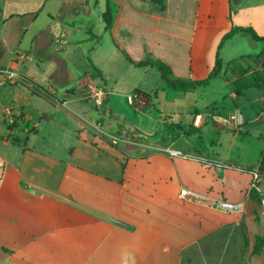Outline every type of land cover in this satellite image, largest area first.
I'll list each match as a JSON object with an SVG mask.
<instances>
[{
  "label": "crops",
  "instance_id": "0c3cea01",
  "mask_svg": "<svg viewBox=\"0 0 264 264\" xmlns=\"http://www.w3.org/2000/svg\"><path fill=\"white\" fill-rule=\"evenodd\" d=\"M64 4L65 36L66 27L76 28L82 16L95 14L98 27L89 20L86 30L94 42L97 65L115 67L116 78L131 70L144 79L143 87L134 88L136 98L129 96L126 101L122 94L109 91L106 78L100 76L96 85L89 73L70 71L64 59L65 70L59 72L54 64L53 77L74 81L67 89L50 81L33 89L26 80L20 102L13 101L3 110L5 117L12 113L22 119L16 127H8L7 137L0 136V264H183L184 254L197 245L202 252L229 246L234 253H245L246 264H264V243L255 252L258 239L264 240V171L260 169L264 156L258 166L223 163L208 156L203 145L193 143L191 130L183 131V142L165 131L146 139L144 134L168 120L156 122V100L164 102L172 91L207 88L212 82L175 90L155 67L135 65L151 56L171 66L173 79L207 78L223 36L233 27L252 26L264 36V0H1L0 69L18 68L32 58V51L45 50L54 39L59 42L52 29ZM240 34L219 51L223 62L219 76H226L239 59H248L258 66L264 81V43L246 49L253 46L240 40ZM105 35L111 46L104 42ZM241 46H245L242 51ZM59 49L63 52L66 47ZM250 74L252 70L247 71ZM156 76L164 88L156 89ZM18 85V81L9 84ZM95 88L107 94L102 106L90 97ZM250 88L231 93L230 114L237 116L231 126L211 119L218 113L202 114L195 106L191 127L202 129L213 121L221 128L241 131L257 120L250 119L253 112L264 119L262 89L251 84ZM156 93L164 96L156 99ZM93 102L99 118L89 112ZM25 103L32 113L25 111ZM256 103L262 104L260 110ZM196 114L206 116L200 127L193 125ZM75 116L84 122L65 121L76 120ZM171 116L167 115L173 124ZM151 120L153 127L148 128ZM174 124L183 130L182 122ZM52 125L59 128L57 132L50 130ZM134 132L135 138L127 135ZM118 141L125 148L155 151L130 156L127 150L120 151ZM103 145L122 158L99 167L94 161L91 165L74 161L101 159ZM167 148L190 157H173L164 151ZM254 152L262 156L264 147ZM182 189L189 194L182 196ZM253 189L257 193L252 195ZM205 196L244 200V213L217 209Z\"/></svg>",
  "mask_w": 264,
  "mask_h": 264
},
{
  "label": "rangeland",
  "instance_id": "374dc122",
  "mask_svg": "<svg viewBox=\"0 0 264 264\" xmlns=\"http://www.w3.org/2000/svg\"><path fill=\"white\" fill-rule=\"evenodd\" d=\"M1 1V0H0ZM79 19L78 27H83V30H79L78 27L72 28V27H66L67 34L63 38L65 40L66 50L63 52H60L61 44H58L59 42L54 39L52 43H49L47 48L45 50H42L41 52L37 53L32 51L31 57L25 60L23 63H19V67L15 68V71L19 74V77L16 79V82L18 81V86H14L11 88L9 85H5L0 87V136L1 137H7L8 135V127L9 123L5 119V114H3V110L6 109V107H9L12 105L13 101L20 102V95H22L24 92L23 85L27 83L29 87L35 89L36 87H44L45 82L50 81L53 83V85L57 86L61 90L67 89L74 83L72 80H65L60 79L58 77H53V71L54 67L57 66V62L52 61L50 59L51 56H57L58 55V62L63 63V60L67 63V68L70 71L76 72L81 71L83 73H89L88 75L91 78H94L95 82L98 85V81H100V76H103L104 80L106 78L107 83L109 85V91H114L115 93L122 94L124 100L128 101L129 96H133L134 88H142V83L144 79L139 76H134L133 72L130 70L125 75V77L122 78H116L115 73L116 69L115 67L110 68L111 66L106 65L103 66V68H100L97 65L96 60V51L94 42L91 39V35L87 33L86 28L89 27V20L93 21L95 23V26H97L96 18L97 16L94 14L91 17H85ZM85 17V18H84ZM68 21L71 22L72 19L68 18ZM4 22L2 19V12H1V6H0V33L1 28L3 26ZM80 25V26H79ZM97 33L96 31H94ZM106 41V44L108 46H111L110 38H108V35H105L103 37ZM240 40H247L252 44L253 47L249 48L246 46L248 45V42L245 43L246 49H255L256 45H259L260 43L253 40V38L248 35L241 33L240 34ZM106 46V45H105ZM245 46H241V51L245 48ZM57 53V54H56ZM122 58V57H121ZM124 60V59H122ZM125 62V60H124ZM55 64V65H54ZM114 66H117L114 64ZM258 66L256 64L248 59H239L235 63L231 65V67L228 69L226 76H219L217 79L212 81V83L207 88H200V89H186L182 91L181 93H173V91L167 95V100H156V122L158 119L161 120H169L167 115L172 114V120L173 124L169 123L170 121H165L166 124L161 126H156V130L162 128L165 132L169 133L170 135L174 136L176 139L180 141H185L183 138V131L184 130H191V136L193 137V143H196L197 145H203L208 153V156L216 157L220 161L226 164H234L238 163L241 165H250V166H258L260 164L261 159L264 156V153L260 152L259 156L257 152H254V150H257L264 147V119L261 117L260 119L257 118V113L253 112L252 117L257 120H253L248 125L241 127V131L234 130L232 128H221L216 122L210 121L206 126L202 127V129H196L194 127H191V122L193 119V115L195 114V106L198 107V110L200 113H208L211 114L215 113H221L223 115H229L231 111H233V103L232 99L230 98V95L234 91H239L241 87L250 88V84L252 87L255 85L257 87H261L262 93L264 94V81H262V74L257 69ZM226 69V67H225ZM252 70V74L247 75V71ZM86 71V72H85ZM119 71V69H117ZM156 74L158 75V72L156 70ZM23 78H21V77ZM159 76H156V89L158 88H164V85H158L157 81ZM116 80V81H115ZM149 80V79H148ZM31 81L33 83H31ZM152 81V80H151ZM70 83V84H68ZM112 86H110V84ZM117 83V85H115ZM101 84V83H100ZM99 84V85H100ZM105 87V85H102ZM250 93L256 95L255 89L250 88ZM161 90V89H159ZM71 92L76 91V88H71L69 90ZM162 92V91H161ZM131 94V95H130ZM181 94V95H180ZM55 96V94H52ZM253 95V97H254ZM61 96V92L57 98ZM157 96L160 98V96H164V94L157 95L156 93V99ZM127 99H126V98ZM87 102V101H86ZM83 104H86L85 102ZM25 107V111L29 112L31 109L28 107V104H23ZM57 105V103H56ZM89 112L94 115V117L97 116L99 118V111L96 109L95 103L93 102L92 105H89ZM214 107V108H213ZM257 110H260L262 108V104L256 103ZM129 112L130 110L129 107ZM33 110H31L32 113ZM151 112V110H150ZM84 115V113H81ZM8 116V115H7ZM52 117V116H51ZM78 120H65L68 122V124H78L80 122H84L83 119L78 118L75 116ZM97 118H94L92 120H96ZM132 117H130L131 119ZM7 121H5V120ZM57 121H62V118L56 119ZM134 119L130 120L131 122ZM149 122V121H148ZM181 123L182 122V129L179 128L178 125L174 123ZM205 120L203 121V123ZM202 123V125H203ZM153 124V120L150 121V124H148V128H151ZM157 125V124H156ZM52 127L50 130L53 132H57L59 128L56 126ZM57 128V129H56ZM132 130V128H129ZM115 131V129H114ZM160 135V134H159ZM157 137V136H156ZM154 138V137H153ZM152 137L149 138V140H153ZM188 138V136L186 137ZM185 138V139H186ZM108 139V138H107ZM109 141V139L107 140ZM148 142V141H144ZM151 142V141H150ZM109 144L113 145L111 142H108ZM123 143H120L118 141L117 147L120 149V151L127 150L129 152L130 156H135L137 154L142 156H147L151 152H154L152 148H143L138 146L129 145V148H125V144L121 145ZM104 146V145H103ZM152 146V145H151ZM103 148V153L100 156L98 155V158L102 157L101 159H87L89 162H81L80 160H74L76 163H81L84 165H91L94 161L97 165L95 167L103 166L106 163H109L112 158H119L122 157L120 154H111L109 147L105 145ZM143 150V151H142ZM142 151V152H141ZM120 153V152H119ZM77 159V158H75ZM84 161V160H82ZM227 244H225L226 246ZM198 247L192 250V253L184 254L183 256V264H246V255L242 252H236L234 253L231 249V247H226L225 249L222 247V250L217 251L216 248L208 249L202 252L200 245H197ZM224 254V255H223ZM223 255V256H222Z\"/></svg>",
  "mask_w": 264,
  "mask_h": 264
},
{
  "label": "trees",
  "instance_id": "16d2710c",
  "mask_svg": "<svg viewBox=\"0 0 264 264\" xmlns=\"http://www.w3.org/2000/svg\"><path fill=\"white\" fill-rule=\"evenodd\" d=\"M65 9V4L64 7L61 10V13L54 18L55 24L53 26L52 29V33H54V36H56L57 39H59V43H62V49H65L66 45H65V40H63V38L65 37V30L62 26V23L64 22V10ZM108 27H109V22H108ZM238 33H244V34H248L250 35L253 40L257 41V42H263L264 43V36H260L255 29L252 26H237V27H233L228 33H226L219 46H218V55H217V59H216V65L214 67V69L210 72V74L208 75L207 78L202 79V80H195V81H191V80H181V79H173L172 75V68L170 65H168L167 63L161 61V60H155L153 59L151 56H147L142 62L135 64L137 67H148V66H152L155 67L161 74V77L163 78L164 81H166V83L168 84V86L172 89L175 90H183L186 88H198V87H207L214 79H216L220 73L222 72L223 69V62L222 59L219 57V51L221 50V48L224 46V44L230 40L234 35L238 34ZM50 59L52 60H57L56 56H51ZM65 70V63H61L58 62V71L62 72ZM22 117H15V121L14 123L9 125V128L12 129L14 127H16L17 123L19 121H21ZM164 130L162 128L155 130L154 132L150 133V134H144V137L146 139L152 137V136H157L159 134H161ZM130 138H135L136 133H130L127 134ZM264 160V158H263ZM260 169L264 171V161L260 166ZM257 191L256 189H253L251 194H256ZM264 243L263 239H258L256 247H255V252L259 253L261 250V247Z\"/></svg>",
  "mask_w": 264,
  "mask_h": 264
},
{
  "label": "built area",
  "instance_id": "2783aa9c",
  "mask_svg": "<svg viewBox=\"0 0 264 264\" xmlns=\"http://www.w3.org/2000/svg\"><path fill=\"white\" fill-rule=\"evenodd\" d=\"M18 77H19V74L15 71V69H12L10 67L1 68L0 69V87L14 83ZM106 95L104 94V92L102 90H98L97 88H95V89H93L90 97L95 99L96 103L99 106H102V104L104 103V97ZM133 97L136 98L135 95ZM236 118H237V116L235 114H230L227 116L217 114V115H214L211 117V119H213V120H215V121H217V122H219L225 126H231L234 123V121L236 120ZM6 119H7L9 124L14 123V121H15V118H14L12 113H9V115L6 116ZM205 119H206V116H204L202 114H196L194 116L193 125L195 127H200ZM164 151H166L168 154H170L173 157H182V158H189L190 157L189 155L184 154L180 150L167 148ZM204 162L209 163L210 165H212L214 167H223V165L218 163V162H209L208 160H204ZM258 172H259V170H256L257 179L259 178ZM188 194H189V191L187 189L181 190L182 196H186ZM205 200L212 203V205L215 208L221 209V210L228 212V213H234L237 215H242L244 213V210H245V207H244L245 201L244 200L241 202H229V201H226L223 199H212L208 196H205Z\"/></svg>",
  "mask_w": 264,
  "mask_h": 264
}]
</instances>
